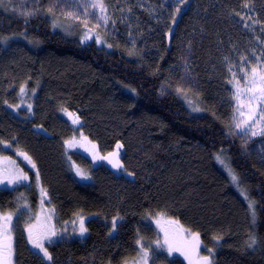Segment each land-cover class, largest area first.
Listing matches in <instances>:
<instances>
[{
  "label": "trees",
  "instance_id": "obj_1",
  "mask_svg": "<svg viewBox=\"0 0 264 264\" xmlns=\"http://www.w3.org/2000/svg\"><path fill=\"white\" fill-rule=\"evenodd\" d=\"M171 12L163 10L172 30L156 29L157 54L144 56L42 5L24 18L0 1V142L23 151L58 221L93 216L83 236L59 232L47 243L51 259L14 224L12 264H128L151 248L159 233L152 219L163 215L214 249L215 264H264V166L229 128L227 75L235 50L264 48V0H188L175 22ZM183 41L193 47L198 94L169 87ZM26 90L36 96L32 115L22 116L18 92ZM66 110L83 125L89 183L68 159L75 132ZM41 194L0 189V211L16 212L28 198L34 205Z\"/></svg>",
  "mask_w": 264,
  "mask_h": 264
},
{
  "label": "rangeland",
  "instance_id": "obj_2",
  "mask_svg": "<svg viewBox=\"0 0 264 264\" xmlns=\"http://www.w3.org/2000/svg\"><path fill=\"white\" fill-rule=\"evenodd\" d=\"M0 1L24 18L36 17L42 5L46 13L57 18L58 21L64 20L88 25L109 37L123 40L129 49L139 48L144 56L157 54L158 46L150 44V40L157 36L158 31L156 32V29L167 30L168 25L164 24L163 10H171V20L174 21L177 16L175 8L177 6L181 8L185 5L180 4L179 0H133L134 6L120 0H103L106 8L105 13L101 12L99 7L91 6L94 0ZM134 9L144 12L143 18L139 17L137 13L135 14ZM104 15L108 17L107 23L100 19ZM172 28L173 26H169L168 31ZM258 46L259 44L256 43V49L255 47L247 48L246 51L237 49L231 54L234 57L228 60L227 75L232 105L229 128L247 148L248 153L264 166V98L260 97L259 91L262 82L257 80L254 86L252 73V69L255 68L257 76L264 74V48ZM177 52L179 58L177 64L171 69L169 87L177 94H198L200 87L197 71L192 61L193 47L187 41H183L178 45ZM35 96V90L18 92L20 102L19 107H16L20 109L19 112L17 111L20 115H32L30 110L33 106L31 103ZM81 140V135L78 138L75 134L74 137L65 141V149L69 153V162L75 177L81 183H89L91 175L87 173V167L72 155L73 152L80 151L78 146L81 145ZM83 152L88 155L84 148ZM32 160H30L31 163H33ZM96 163V160L93 159V164ZM23 176H26L27 179H20ZM35 176L36 173L33 171L32 165L22 151H16L9 143L0 142V180L3 181L0 183V189H15L26 186L27 190L35 188L39 195L40 183L37 177L33 179ZM21 194L24 195V191ZM44 195V193L41 194L34 205L30 204V198L26 199L16 212L0 211V217H11L12 239H14L12 229L17 223L28 237L32 250L42 258L48 259L40 249L33 246L29 239L30 234L34 239L39 240L49 253L47 243L57 237V233L63 232L70 237L83 236L85 232L81 235V224L86 229V221L93 216L79 215L75 216L71 222L58 221L56 214L49 211L47 199L42 198ZM152 221L159 233L151 248H143L141 253L128 264H167L162 259H173L174 257L182 260L185 264L216 263L215 250L205 249L197 233L183 227L169 216H155ZM53 233L55 234L53 235ZM145 253L147 254L145 255ZM205 257H208V261L204 260Z\"/></svg>",
  "mask_w": 264,
  "mask_h": 264
},
{
  "label": "snow or ice",
  "instance_id": "obj_3",
  "mask_svg": "<svg viewBox=\"0 0 264 264\" xmlns=\"http://www.w3.org/2000/svg\"><path fill=\"white\" fill-rule=\"evenodd\" d=\"M179 2H180V4H186L188 2V0H179ZM91 6L92 7H99L101 12L106 13V8L103 4V0H94V3ZM244 7L247 8V7H249V5L247 3H245ZM180 11H181V8L179 6H177L175 8V13L179 14ZM237 15H239V14L237 13ZM100 19L103 20L104 23H107V21H108V17L106 15L101 16ZM173 22H175V21H173ZM252 73H253V85L254 86L256 85L257 80L262 82L261 86L259 88V91H260V97L264 98V74H259L257 76L255 68L252 69ZM250 91H252V89H250ZM75 122L78 123L79 122L78 119ZM253 134H255V133H253ZM117 147H119V145ZM101 159H104V157H101ZM115 166L118 167L119 165L116 164ZM20 179H27V177L23 176V177H20ZM233 179H235V177H233ZM0 183H3V181L0 180ZM254 215H255V213L253 211V216ZM10 220H11L10 216L0 217V264H11V257L13 254V242H12V236H11V231H10ZM115 227H116V222L113 221V229H115ZM80 231H81V235H83V233L85 231H87L83 227V224H81ZM54 234L55 233H53V235ZM29 239L32 241L33 246L35 248L40 249V251L43 252V255L45 257H47L48 259H51V256L48 253L47 249L44 247V245L41 242H39V240L34 239L31 236V234L29 235ZM137 243H140V241H137ZM253 243H254V241H253ZM146 254L147 253H145V255ZM204 260L208 261V257H205Z\"/></svg>",
  "mask_w": 264,
  "mask_h": 264
},
{
  "label": "flooded vegetation",
  "instance_id": "obj_4",
  "mask_svg": "<svg viewBox=\"0 0 264 264\" xmlns=\"http://www.w3.org/2000/svg\"><path fill=\"white\" fill-rule=\"evenodd\" d=\"M66 121L71 125V127L72 128H74L73 130L74 131H76L75 133H74V135H72L71 137H74L75 136V134H77V137L79 138L80 137V135H81V138H82V140H81V145H79L78 147V150H80V151H78V152H73L72 153V155H74V158L75 159H77L81 164H83V160L84 161H88V156H87V154L85 153V152H83V144L86 142L85 141V134H84V130H83V125H82V123L80 122V120H78L79 122L77 123V122H75L78 118H77V114H76V112L75 111H67L66 110ZM10 144V143H9ZM16 149V148H15ZM85 149V148H84ZM18 149H16V151H17ZM20 150V149H19ZM20 151H22V150H20ZM23 152V151H22ZM67 154L69 155V153L67 152ZM69 159V158H68ZM91 164H93V161H91ZM92 168H95L96 169V164H93L92 165ZM37 174V173H36ZM33 179H35L34 177H33ZM40 193H45V192H43V191H40ZM45 198H46V196H44ZM46 203V202H45ZM49 204V203H48Z\"/></svg>",
  "mask_w": 264,
  "mask_h": 264
}]
</instances>
